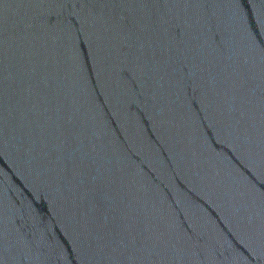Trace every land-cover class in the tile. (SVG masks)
<instances>
[{
    "label": "water",
    "instance_id": "1",
    "mask_svg": "<svg viewBox=\"0 0 264 264\" xmlns=\"http://www.w3.org/2000/svg\"><path fill=\"white\" fill-rule=\"evenodd\" d=\"M248 21L236 0H0V264L264 88Z\"/></svg>",
    "mask_w": 264,
    "mask_h": 264
},
{
    "label": "snow or ice",
    "instance_id": "2",
    "mask_svg": "<svg viewBox=\"0 0 264 264\" xmlns=\"http://www.w3.org/2000/svg\"><path fill=\"white\" fill-rule=\"evenodd\" d=\"M245 13L249 16V30L253 36L257 38V41L261 47H264V37H261L260 29L264 27V16L261 17L260 21L256 20V13L251 9V3L256 2V0H236Z\"/></svg>",
    "mask_w": 264,
    "mask_h": 264
}]
</instances>
